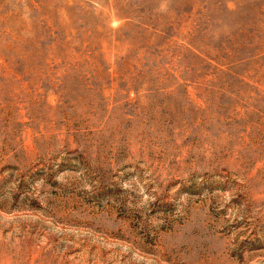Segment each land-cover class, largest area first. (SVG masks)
Returning <instances> with one entry per match:
<instances>
[{
    "label": "rangeland",
    "instance_id": "rangeland-1",
    "mask_svg": "<svg viewBox=\"0 0 264 264\" xmlns=\"http://www.w3.org/2000/svg\"><path fill=\"white\" fill-rule=\"evenodd\" d=\"M0 264H264V0H0Z\"/></svg>",
    "mask_w": 264,
    "mask_h": 264
}]
</instances>
